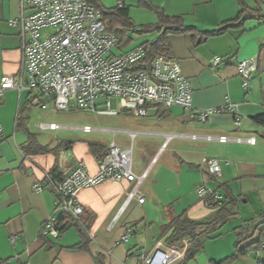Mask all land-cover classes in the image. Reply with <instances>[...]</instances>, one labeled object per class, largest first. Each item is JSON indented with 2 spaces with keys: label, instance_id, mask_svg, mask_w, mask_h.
Wrapping results in <instances>:
<instances>
[{
  "label": "crops",
  "instance_id": "crops-1",
  "mask_svg": "<svg viewBox=\"0 0 264 264\" xmlns=\"http://www.w3.org/2000/svg\"><path fill=\"white\" fill-rule=\"evenodd\" d=\"M91 1L108 9L127 8L138 26L158 21L151 8L154 7L169 17L183 18L187 26L201 31L218 29L236 19L240 10L238 0ZM245 2L250 9L264 13L259 2ZM21 13V0H0V79L16 77L21 69L23 39L8 24ZM24 13L30 14V10ZM199 40L190 33L168 37L171 57L191 84V110L150 104L145 117L122 111L107 116L111 122L102 127L86 124L84 127L94 131L75 137L66 131L42 132L44 124H58L65 130L70 126L61 124L63 121L56 116H48V112H55L54 106L44 107L46 102L36 95L10 90L0 98V264H142L141 250L149 253L163 242V228L172 216L186 214L192 220H203L215 212L205 207L196 193L202 182L226 201L235 200L238 214L233 219H239L232 229L235 239V229L245 222L249 225L247 235H253L238 248L248 249L246 254L231 264L264 263V250L256 253L264 246V124L256 121L264 115V23L249 20L243 29L231 30L201 44ZM142 44L132 43L122 51ZM214 59H219L220 64L212 68ZM250 59L257 61L258 69L246 89L237 66ZM228 103L237 105L238 114H214L204 123L194 120L196 112ZM238 117L242 118L239 128L235 126ZM102 131L109 137H101ZM130 132L137 133L136 137L132 139L127 134ZM167 135L172 137L163 147ZM194 135L255 138L256 144L209 142L193 139ZM29 137L41 146L51 150L59 147L60 151L25 154L21 149ZM112 143L132 149V170L137 176L148 171L139 189L144 203L133 200L126 204L127 194L134 187L128 181H106L83 189L77 197L85 208L82 222L89 231V251L75 249L81 243L79 232L75 227L62 231L66 222L60 219L56 221L59 237L46 238L42 233L44 223L59 216L52 182L78 163H83L91 175L97 174L99 162ZM91 145L102 148L95 154ZM207 159L219 161L221 177L206 176ZM35 185H40L42 191L35 192ZM123 236H129V241L122 242ZM231 256L212 261L218 264Z\"/></svg>",
  "mask_w": 264,
  "mask_h": 264
},
{
  "label": "built area",
  "instance_id": "built-area-1",
  "mask_svg": "<svg viewBox=\"0 0 264 264\" xmlns=\"http://www.w3.org/2000/svg\"><path fill=\"white\" fill-rule=\"evenodd\" d=\"M21 7L20 16L8 22L23 39L21 69L16 77L0 79V98L10 90L19 94L28 92L43 99L46 102L44 107L52 104L57 112L83 111L101 116H115L128 111L141 118L147 116L150 104L165 109H192L191 84L177 60L158 56L149 72L138 69L145 59L144 49L138 46L123 52L119 39L108 31V21L88 1L21 0ZM25 10H30V14H25ZM219 64L220 60L214 59L211 67ZM237 69L244 87L249 89L251 76L258 69L257 61H241ZM113 101L116 102L115 106ZM219 113L238 114V107L228 103L221 108L199 111L195 113L194 120L204 123L210 116ZM241 125L242 118L238 117L235 126L239 128ZM62 128L58 124L41 125L42 130L58 131ZM81 130L85 133L94 131L88 126ZM2 133L3 127L0 125V135ZM127 134L132 139L137 135L133 132ZM171 137L167 135L163 147ZM192 138L218 143L256 144L255 138L197 135ZM132 164V149H122L112 143L106 156L99 162L97 174L91 175L83 163L65 171L59 181L52 182L58 214L68 215L75 223L83 225L81 217L85 208L78 201V193L106 181L133 183L126 204L133 200L143 204L145 200L139 189L148 171L137 176ZM204 167L207 177H221L219 161L207 159ZM205 185L202 182L196 187L202 204L209 209L220 207L224 197L210 191ZM34 190L39 193L42 187L35 185ZM56 220L57 216H54L44 223L42 233L45 237H59L61 231L56 227ZM12 241L15 242V239ZM121 241L128 242L129 236H123ZM190 243L191 239L172 246L158 243L149 253L141 250L140 259L142 264H173L185 257ZM262 250L264 246L256 253Z\"/></svg>",
  "mask_w": 264,
  "mask_h": 264
},
{
  "label": "trees",
  "instance_id": "trees-1",
  "mask_svg": "<svg viewBox=\"0 0 264 264\" xmlns=\"http://www.w3.org/2000/svg\"><path fill=\"white\" fill-rule=\"evenodd\" d=\"M86 1L95 6L101 12L103 19L108 21V31L119 39L121 50L133 42V39L128 35V30L133 29L134 32L138 34L157 32V37L155 39L147 41L141 45L145 52V59L138 69L147 72L150 71L151 65L156 57H171L168 37L172 34L190 33L193 37L200 38L198 43L201 44L209 38L222 36L231 30L243 29L246 22L249 20H258L264 23V15H258V17L254 16V13H257L258 10L250 9L245 0H238L240 10L236 19L225 22L218 29L211 31H201L197 27L187 26L183 18L169 17L162 9L154 7L151 8L156 11L158 21L155 24L138 26L130 18L127 8L118 7L108 9L101 6L96 1ZM256 121L259 124H264V115L257 117ZM100 148H102V146L91 145V151L95 154ZM21 150L25 154L47 153L49 151L58 153L60 148L57 147L56 149L51 150L46 146H41L34 137H29L28 144ZM214 210L215 212L210 217L203 220H192L186 214L172 216L169 223L163 228V243L167 246L179 244L185 239H191L189 250L179 264H188L189 261L195 259V257L204 250L206 242L208 240L219 238L220 236L218 233L221 228L228 224V222L238 214L237 204L233 198L229 201H226L224 198L222 205ZM58 219L66 222L62 231H65L70 227H75L78 230L81 243L75 247V249L88 252L90 243L88 227H86L83 222L81 223L83 225L75 223L68 215L59 214V216H57V220ZM252 224L253 222L251 225ZM261 225H264V223H261ZM248 228L249 225L245 222L243 226L235 229L237 235L235 242L236 253L218 264H231L246 254L248 249L238 251V248L243 242L249 240L253 236L247 235ZM42 239H45L43 235Z\"/></svg>",
  "mask_w": 264,
  "mask_h": 264
},
{
  "label": "rangeland",
  "instance_id": "rangeland-1",
  "mask_svg": "<svg viewBox=\"0 0 264 264\" xmlns=\"http://www.w3.org/2000/svg\"><path fill=\"white\" fill-rule=\"evenodd\" d=\"M263 1V0H262ZM261 0H248V3L259 2V6L264 9V4H262ZM257 4V5H258ZM258 15H264V13L260 12L258 9L257 13H254V16L258 17ZM128 35L133 39V46H137L138 44H142L143 42L155 39L157 37V32H150L146 34H138L135 33L133 29L128 30ZM115 106V101H113ZM48 112V116L53 117L56 116L60 118V121H63L61 124L69 123L70 128L65 130L64 128L58 130L57 133L66 131L71 133L75 137H81L83 128L86 124L90 125L94 128L95 126L102 127L109 122H111V118L107 116H98L96 114L83 112V111H73V112ZM50 131V130H49ZM45 134L49 132L47 130L42 131ZM101 137H109V133L100 132ZM111 137V136H110ZM237 220L233 219L228 222L224 227L221 228L218 235L219 238L208 240L205 244V248L202 252H200L195 259L188 262V264H214L212 261L213 258H221L227 257L235 254V236L232 233V229L237 225Z\"/></svg>",
  "mask_w": 264,
  "mask_h": 264
}]
</instances>
